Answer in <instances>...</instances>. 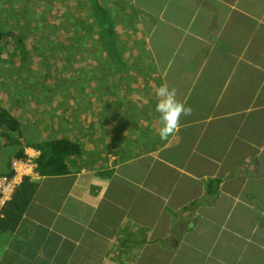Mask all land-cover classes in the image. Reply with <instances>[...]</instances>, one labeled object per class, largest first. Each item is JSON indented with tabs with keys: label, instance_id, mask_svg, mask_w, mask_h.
<instances>
[{
	"label": "crops",
	"instance_id": "crops-1",
	"mask_svg": "<svg viewBox=\"0 0 264 264\" xmlns=\"http://www.w3.org/2000/svg\"><path fill=\"white\" fill-rule=\"evenodd\" d=\"M132 1L145 12L148 70L192 114L109 176L91 156L71 158L66 175L34 172L38 190L0 264H120L125 224L151 242L131 244L124 264H264V0ZM212 179L218 192L192 205Z\"/></svg>",
	"mask_w": 264,
	"mask_h": 264
},
{
	"label": "rangeland",
	"instance_id": "rangeland-1",
	"mask_svg": "<svg viewBox=\"0 0 264 264\" xmlns=\"http://www.w3.org/2000/svg\"><path fill=\"white\" fill-rule=\"evenodd\" d=\"M103 1L105 6L120 18L115 25L120 57L115 55L112 61L107 57L105 47L101 43L90 42L80 51L77 46H73L67 53V59L59 50L60 42H65V38L73 32L68 22L75 17L91 14L86 0H0V34L7 33L3 37L0 36V103L20 119L25 136L24 144L64 135L74 137L82 143L83 151L85 150L82 160H90L92 157L95 162L104 165V171H108L117 161L128 155L124 154L127 140L136 141L132 145L133 151L141 147L139 144L151 131L157 132V138L161 140V123L155 106V89L158 87L152 78L143 74L131 73L130 86L134 87L135 91H127L120 80L121 76H118L114 82L116 84L108 89L110 93L121 85L118 92L129 97V106H134L135 103H140L138 107L144 106L134 113V116H140L136 124H132L134 116H130L124 124L123 120L119 121V125L126 129L119 136L111 127L99 123L98 119L93 121L94 126L91 125L90 113L93 107L78 104L83 100L79 95H73L67 87L71 77L81 80L80 74L71 76L74 68L80 70L83 80L94 79L93 83L96 84V79L100 78L99 71L93 74L89 71L98 69L103 62L107 64L106 72L109 74L114 73V68L129 70L130 63H135L150 73L149 56L146 55L143 40L136 30L139 26H135V15L124 14L128 10H122L115 0ZM123 5L129 7V2L126 1ZM10 8L15 10V14L11 16L7 14V9ZM41 21L49 24L41 25L43 29L47 26V32L32 30L37 24H41ZM89 24L92 25L93 21ZM50 27L59 29V34L50 35ZM63 30H66V34H63ZM83 35L86 42L94 37V32L89 34L86 29ZM18 36H22L23 41L16 43ZM51 41H57V44L52 45ZM18 46L24 48L18 51ZM76 52L77 55H70ZM153 106L155 111L151 110ZM108 130L109 134L106 132ZM122 142L119 147L115 145ZM2 143L0 140V172H6L9 164L5 165V162L7 157L14 153V149L2 146ZM94 149L95 154L91 155ZM26 153L30 161L26 160L25 165L16 164V167L19 174L32 175V160L39 155V151L26 147ZM83 161L81 165H84ZM14 162L15 159L10 162L12 167ZM26 169L27 172H24ZM18 180L15 177L11 182L16 183ZM3 195L5 199L8 193L4 192ZM1 239L3 238L0 236L2 248L5 240Z\"/></svg>",
	"mask_w": 264,
	"mask_h": 264
},
{
	"label": "trees",
	"instance_id": "trees-1",
	"mask_svg": "<svg viewBox=\"0 0 264 264\" xmlns=\"http://www.w3.org/2000/svg\"><path fill=\"white\" fill-rule=\"evenodd\" d=\"M129 2V7H126L123 5L124 2ZM88 2V3H87ZM116 4L119 5L122 10H128L124 14H132L135 15V26L136 28L139 26L137 32L139 33V37L144 35V32L140 25V16L144 14L145 12L141 10L140 8L136 7L132 0H115ZM86 3L90 6L91 14L89 16L84 17H75L73 20H70L69 26L72 29L71 36H68L65 38V42H60V49L62 53L66 55V58H68V54L73 46H77L79 48V51L83 48H86L87 45L91 42L93 44L95 43H101L105 47V52L107 57L112 61L113 57L116 55L120 57V52L118 50V42L116 37V29L115 25L117 24V21L120 20L119 17H117L111 10H109L103 0H86ZM14 4V3H13ZM8 5V4H7ZM13 8L7 9V14L9 16L15 14V10H12ZM155 19L152 17V21ZM93 21V24L90 25L89 22ZM41 25H49L46 22L41 21V24H37L32 30H38L41 33L47 32V26L43 29L41 28ZM86 29L89 31V34L94 32V37L89 38L84 42L85 37L84 33L86 32ZM30 30V31H32ZM1 37H3L5 34L4 32H1ZM82 33V34H81ZM59 34V29L50 27V35H57ZM63 34H66V30ZM16 40V43L22 42L23 38L22 36H18ZM52 45L57 44V41H51ZM143 48L146 49V55L149 56V63L150 65L153 64V55L149 51V49L146 46V42L143 40ZM22 47H17L16 49L19 51L23 49ZM78 52L75 54L71 53V56L77 55ZM147 64V65H148ZM146 65V66H147ZM74 68V67H73ZM107 70V64L103 62V65H101L98 69L89 71L90 74H93L97 71H99V79H96V84L93 83L94 79H90L89 81L82 79V74L78 68L72 69V75L80 74L81 80H77L73 77L68 81L67 87L69 90L73 93V95L77 94L80 96L81 100L78 104H83L86 107H90L91 113L90 116H92L91 125L94 126V120L98 119L99 123H103L106 126L111 127V129H114L117 136L122 135L124 131L126 130L123 125H119V121L123 120V124L126 120L129 119L130 116H134V113H136L139 108H142L144 106L141 105V107H138L137 105H140V103H135L134 106H129L127 101L129 100L128 96L121 95L118 90L122 87L119 85L113 92L109 93V88L114 86L115 79L118 76H121V82L127 89V91L134 90V87L130 86L131 81V73H137V74H143L145 76H148L152 78L155 82L157 87L163 84L162 80L157 76L158 73L153 71L154 73L150 72L148 73L147 70L144 68L142 69L139 65L135 63L129 64V70L118 69L114 68V73L109 74L106 72ZM89 82V84H88ZM107 82L108 84H105ZM118 85V84H117ZM106 89L104 92L103 90ZM75 93V94H74ZM97 94V95H96ZM119 97L116 99V97ZM96 97V99H95ZM74 103V101H73ZM156 106V104H155ZM155 106L151 108L152 111H155ZM95 107V108H94ZM111 114V115H108ZM117 116V117H116ZM140 119L139 115H135L132 124H136ZM118 126V128H117ZM117 128V129H116ZM110 129V130H111ZM110 130L106 131L107 134L110 133ZM136 131V129H134ZM157 132L151 131L150 133L146 134L143 138L142 142L139 144L141 149L145 148L147 150H154L156 146L164 144L166 140H160L157 138L156 135ZM135 135H137V132H135ZM24 134L22 130V124L20 119L12 114L10 110L3 106L0 103V140L3 142L2 146L14 149V153L9 155L7 157V160L5 162L8 165V170L6 172L1 171L0 177H7L12 178L16 171L13 169L11 165L12 159H18V160H28V154L26 153V147H33L39 151V155L33 160L35 165V172L40 176H59V175H66L70 173V166L69 161L71 158L78 159L80 157L83 158L84 152L82 143L79 141H76L74 137H55V138H46L43 140H40L38 142H27L24 144ZM131 141V142H130ZM124 142V141H123ZM122 143H114L116 146H121ZM133 143H136V141L133 140H127L125 142V153L128 154L125 158H129L133 156L134 154H141L144 153V150L139 151H133L132 145ZM85 149V148H84ZM141 152V153H140ZM95 154V153H94ZM92 155V154H91ZM123 159V158H122ZM119 162V161H117ZM113 173L112 169L109 171H102V175L109 176ZM40 184V179L33 178L32 176L26 175L23 177L22 181L19 185L16 186V189L11 197L10 200H8L3 207L0 210V236L3 238L1 240H5L2 248L0 247V250H2L5 245L7 244V241L10 240V238L13 236L16 228L20 224L29 204L34 198V195L36 191L38 190ZM219 179H212L206 182L205 184V196L201 199H198L192 203V205L197 206L199 204H202L203 202L209 200L207 196L211 193H217L219 190ZM193 206H188L187 208H190ZM130 225L125 224L123 227L120 228V231L117 233L116 242L117 247L119 251V261L120 264H124L122 255L123 252L128 251L131 244L134 245V249L139 250L142 248L146 243L151 242L149 239H147L146 234L148 231V228L146 227H140L135 226V230L133 231H127L129 229ZM159 241L162 242V244L165 245L164 239H159ZM129 255V254H127Z\"/></svg>",
	"mask_w": 264,
	"mask_h": 264
},
{
	"label": "clouds",
	"instance_id": "clouds-1",
	"mask_svg": "<svg viewBox=\"0 0 264 264\" xmlns=\"http://www.w3.org/2000/svg\"><path fill=\"white\" fill-rule=\"evenodd\" d=\"M157 97L156 111L160 114L161 127L159 136L161 140H167L175 135L180 128L182 116H190L192 109L185 102L177 99V90L162 84L155 89Z\"/></svg>",
	"mask_w": 264,
	"mask_h": 264
},
{
	"label": "bare ground",
	"instance_id": "bare-ground-1",
	"mask_svg": "<svg viewBox=\"0 0 264 264\" xmlns=\"http://www.w3.org/2000/svg\"><path fill=\"white\" fill-rule=\"evenodd\" d=\"M25 161L26 160H18V159H15V162H14V167H13V169H15V171H16V174L12 177V178H7V177H0V182H5V183H8V182H11V180L13 179V178H15V177H18V179L20 180V182L22 181V179H23V177L24 176H26V175H29V176H32V175H30V174H19L18 173V170H17V167H16V164H23V165H25L24 163H25ZM28 161H30V159H28ZM33 161V160H32ZM32 167H33V170H32V173H34L35 172V170H34V168H35V165H34V162H33V165H32ZM24 172H27V169L24 171ZM20 183H18L17 182V185H19ZM16 183L14 184V186H13V191H11V189L9 188H3V189H0V204H4L7 200H10L11 198L10 197H12V195H13V193H14V191H15V189H16ZM10 190V191H9ZM8 193V196L4 199V195H3V193Z\"/></svg>",
	"mask_w": 264,
	"mask_h": 264
}]
</instances>
